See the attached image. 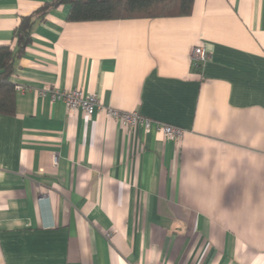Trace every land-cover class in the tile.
I'll list each match as a JSON object with an SVG mask.
<instances>
[{"label":"crops","instance_id":"0c3cea01","mask_svg":"<svg viewBox=\"0 0 264 264\" xmlns=\"http://www.w3.org/2000/svg\"><path fill=\"white\" fill-rule=\"evenodd\" d=\"M45 1L0 0V44ZM69 5L33 24L0 113V264H264V0L94 21ZM73 89L101 102L91 118L53 98Z\"/></svg>","mask_w":264,"mask_h":264},{"label":"trees","instance_id":"16d2710c","mask_svg":"<svg viewBox=\"0 0 264 264\" xmlns=\"http://www.w3.org/2000/svg\"><path fill=\"white\" fill-rule=\"evenodd\" d=\"M69 2L67 19L70 21H94L138 17H165L188 15L193 0H47L38 9L20 17L14 28L13 47L0 44V113L10 115L14 111L15 85L10 76L14 63L26 46L31 43L32 26L43 20L52 9Z\"/></svg>","mask_w":264,"mask_h":264},{"label":"built area","instance_id":"2783aa9c","mask_svg":"<svg viewBox=\"0 0 264 264\" xmlns=\"http://www.w3.org/2000/svg\"><path fill=\"white\" fill-rule=\"evenodd\" d=\"M209 58L208 52L202 46H197L192 51V59L194 64L200 67ZM15 89L21 90L20 86H16ZM53 98L61 99L66 109L74 113L78 109L82 110L87 118H91L94 112L101 108V102L97 97L91 93L84 94L79 89L64 90L55 92ZM108 113L114 118L120 120L125 125L140 127L143 131H149L154 128L161 133L164 139H179L183 134V129L163 123L160 121L152 120L148 117L141 116L136 112H126L117 109H108Z\"/></svg>","mask_w":264,"mask_h":264}]
</instances>
